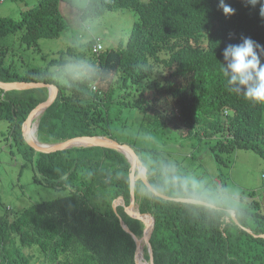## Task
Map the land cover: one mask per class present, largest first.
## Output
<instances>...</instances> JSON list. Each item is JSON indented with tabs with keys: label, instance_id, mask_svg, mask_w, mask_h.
Returning a JSON list of instances; mask_svg holds the SVG:
<instances>
[{
	"label": "trees",
	"instance_id": "16d2710c",
	"mask_svg": "<svg viewBox=\"0 0 264 264\" xmlns=\"http://www.w3.org/2000/svg\"><path fill=\"white\" fill-rule=\"evenodd\" d=\"M223 2L235 9L233 15L223 14L220 0H88L79 8L82 20L123 8L140 14L126 44L94 52L96 39L91 38L73 47L82 73L68 69L64 56L21 72L15 62L7 63L11 47L0 41V79L44 82L58 89L55 101L38 117L37 132L41 142L56 144L75 136L114 138L111 107L150 108L152 98L144 92L132 97L133 87L162 65L168 71L162 89L176 100L180 124L189 134L214 140L211 148L219 163L226 164L228 155L240 149L264 158V104L245 99V86L228 85L231 69L228 77L222 71L230 63L223 55L229 45L252 39L264 48V0ZM60 3L38 0L15 18L0 16V40L21 32V47L33 48L45 59L38 41L69 29ZM256 52L264 65V53ZM65 53L73 55L71 46ZM108 79V91L93 87ZM0 90V118L9 121V136L25 159L35 162L34 182L70 190L0 216V264H39L33 262L32 248L46 258L45 264H138L134 237L142 238L148 228L125 208L131 197L128 158L101 146L35 150L23 126L47 98V89ZM155 118L165 126L161 115ZM124 143L134 148L151 187L169 197L141 179L135 182L140 212L154 223L149 240L154 264H264V214L257 200L249 204L253 210H246L245 218L235 211L236 222L228 207L191 202L201 199L158 148L136 145L135 140ZM118 198L125 206L114 208ZM143 251L149 261L146 245Z\"/></svg>",
	"mask_w": 264,
	"mask_h": 264
},
{
	"label": "rangeland",
	"instance_id": "374dc122",
	"mask_svg": "<svg viewBox=\"0 0 264 264\" xmlns=\"http://www.w3.org/2000/svg\"><path fill=\"white\" fill-rule=\"evenodd\" d=\"M37 2L38 0H0V16L15 18L21 10L32 7ZM87 2L88 0H61L60 8L69 24V29H65L55 39L41 38L38 41L41 51L47 55L45 59L33 48L21 47L19 41L21 32L1 39L0 41L10 46L12 53H15L10 52L7 63L15 62V67L23 72L29 67H44L50 59L64 56L67 58L68 69H76L78 73H82L75 60L77 54L73 47L80 46L91 38L96 40L100 38L103 48H112L120 43L126 44L135 21L140 19V14L131 8H123L106 11L95 19L82 20L79 8L86 6ZM68 46H71L73 52L71 56L65 53ZM166 74H168L166 68L159 65L151 78L144 79L133 87L132 97L144 92L147 98H152L150 108L138 110L125 108L120 104L111 107L110 114L115 118L110 124L114 137L111 139L120 143L135 140L136 145L158 148L170 161L171 168L176 174L186 181L193 193H196L194 197L201 199L190 200L191 202H199L213 209L228 207L233 219L235 217L237 220L236 212L240 214L239 217L245 218L243 213L246 210L252 211L249 204L257 200L260 212L264 214V158L253 150L240 149L228 155L226 164L219 163L211 148L214 140L189 134L180 124L176 100L162 89ZM110 80L98 81L93 87L108 91ZM45 88L48 98L51 87ZM0 89L3 88L0 87ZM1 94L0 90V96ZM41 114L32 122V129H35L36 136L39 126L38 117ZM158 115L163 117L161 119H164L165 126L159 124V120L155 118ZM8 122L5 118H0V216L7 211L14 215L34 203L68 195L70 190L67 188H55L34 182L35 162L25 159L17 148V144L9 136ZM76 137L80 136L72 138ZM180 199L176 198V200ZM123 201L122 198L116 200L117 203H123ZM135 208L139 209L137 200ZM141 245L144 254V240L141 241ZM30 252L33 254V262L46 263V258L36 248H32ZM144 261H147L146 257Z\"/></svg>",
	"mask_w": 264,
	"mask_h": 264
},
{
	"label": "water",
	"instance_id": "95a60500",
	"mask_svg": "<svg viewBox=\"0 0 264 264\" xmlns=\"http://www.w3.org/2000/svg\"><path fill=\"white\" fill-rule=\"evenodd\" d=\"M0 87L3 88L5 91L12 90V89H25V88H29V87H51L50 95L47 98V100L45 102H43L42 104L38 105L30 113V115L27 117V119L24 123V126H23L24 136H25L26 140L35 150L49 153V152H54V151H58V150H65L67 148H71L74 146H91L92 145V146H101V147L113 148V149H116V150L122 152L123 154H125V156L128 158V160L131 164V172H130L131 197H130V203L128 206H125L124 201H123V203H117L116 201H114V208H116L117 205H121V204L124 205L127 211H129L131 214H133L137 218L141 219L144 222L145 227L148 228V225H150L149 224V218L147 216H145L144 214H142L139 211V209L135 208V204H136L135 182L138 179H141L144 182V184H146L150 189H152L155 192H157V191L154 190L151 187V185L149 184L147 177H146V169L142 165V162L140 161V158L136 154L133 147H131L130 145H128L126 143H120L118 141H115V140L108 138L106 136H95V137L80 136V137L71 138V139L66 140L64 142H60V143H56V144L42 143L38 140V137L36 136V141H34L32 136H30L31 135L30 131L32 130L33 119L36 117L37 111H40L39 114L43 113V111L54 102V100L56 99L57 94H58V89L54 85H50V84H46V83L25 82V81L14 82V83H5V82L0 81ZM136 171H137V173H136ZM159 195L166 197V198H169L168 196H165L163 194H159ZM180 200L185 201L187 199L181 198ZM192 201H195V200H192ZM234 219L236 222H238L235 217H234ZM123 226L126 229V231L131 233L130 229L124 223H123ZM153 229H154V223L151 222V226L149 228V235L146 234L147 232H145L142 239H139L136 236L134 237L136 240V243H137V262L139 264H143L138 259V255L140 252L142 253V249H143V247L141 245L142 240H144V244L147 246L148 251H149V261H147V263L154 264L152 252L149 248V240H150V237L152 235ZM262 236H264V234Z\"/></svg>",
	"mask_w": 264,
	"mask_h": 264
},
{
	"label": "clouds",
	"instance_id": "9594fccd",
	"mask_svg": "<svg viewBox=\"0 0 264 264\" xmlns=\"http://www.w3.org/2000/svg\"><path fill=\"white\" fill-rule=\"evenodd\" d=\"M255 3V0H253ZM219 7L225 16H231L235 13V9L226 5L220 0ZM261 16H264V7L261 8ZM256 49H260L264 53V48L252 39H244L240 45H229L224 50L225 60H229L227 68L222 67L223 75L228 77L227 69H231L230 79L227 80L228 85L238 82L239 85L245 86L246 90L243 95L254 103L264 104V65L261 64L260 57ZM231 92H238L237 88H229Z\"/></svg>",
	"mask_w": 264,
	"mask_h": 264
},
{
	"label": "bare ground",
	"instance_id": "6f19581e",
	"mask_svg": "<svg viewBox=\"0 0 264 264\" xmlns=\"http://www.w3.org/2000/svg\"><path fill=\"white\" fill-rule=\"evenodd\" d=\"M94 46V45H93ZM101 51V50H100ZM39 113H40V111H37V113H36V116H38L39 115ZM38 124V123H37ZM35 127V126H34ZM36 128V127H35ZM35 129H32L31 131H30V136H32V138L34 139V141H36V135H35ZM38 135V134H37ZM149 224L150 225H148V232L146 233V234H148L149 235V228H150V226H151V222L149 221ZM143 253V252H142ZM141 252L139 253V255H138V258H139V260L143 263V264H149V263H147V261H144L145 260V257H144V255L142 254Z\"/></svg>",
	"mask_w": 264,
	"mask_h": 264
},
{
	"label": "built area",
	"instance_id": "2783aa9c",
	"mask_svg": "<svg viewBox=\"0 0 264 264\" xmlns=\"http://www.w3.org/2000/svg\"><path fill=\"white\" fill-rule=\"evenodd\" d=\"M102 48H103L102 43H101V41H100V38H98V39L95 41V43H94L93 51H94V52H99Z\"/></svg>",
	"mask_w": 264,
	"mask_h": 264
},
{
	"label": "crops",
	"instance_id": "0c3cea01",
	"mask_svg": "<svg viewBox=\"0 0 264 264\" xmlns=\"http://www.w3.org/2000/svg\"><path fill=\"white\" fill-rule=\"evenodd\" d=\"M60 5H61V3H60Z\"/></svg>",
	"mask_w": 264,
	"mask_h": 264
}]
</instances>
